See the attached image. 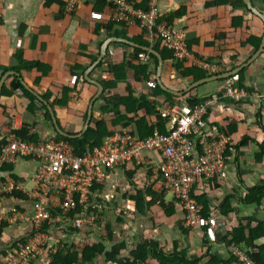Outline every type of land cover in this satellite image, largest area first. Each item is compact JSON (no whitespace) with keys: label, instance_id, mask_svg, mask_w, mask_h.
Here are the masks:
<instances>
[{"label":"crops","instance_id":"obj_1","mask_svg":"<svg viewBox=\"0 0 264 264\" xmlns=\"http://www.w3.org/2000/svg\"><path fill=\"white\" fill-rule=\"evenodd\" d=\"M60 1L0 0V81L5 74H7L5 82L10 76L15 75L8 73L14 71L11 67L18 64L16 52L22 51L25 59L38 60L48 66V70L44 73L42 69L36 68L23 72V79L30 86L35 78L40 76L39 86L44 90L50 89L53 92V98L62 96L63 86H76L78 94L75 95L73 91H70L67 105L52 107L58 124L64 130L70 134L80 133L86 122L84 119L86 113L88 115L90 103L95 99L93 115L106 119L109 128L116 134L122 130L123 126L113 124L114 114L100 111L101 106L106 103V96L118 93L126 97L129 91H132L134 96L140 97L149 91L150 81L135 80L132 78L133 70L126 68L128 78L119 80L112 89L106 87V82L114 78L109 62H105L106 57L108 56L113 63H119L125 59V54L133 52L132 48L126 42H123L126 45H121L117 43L118 41H114L110 30L103 25L111 18L112 11L107 5L97 9L94 0H83L74 12H66L65 3L63 0ZM243 1L246 4V1ZM158 2L160 18L167 22L171 21L186 31V41L195 60L213 59L215 60L213 62L222 67L223 73L242 67L256 51L251 44L243 45L242 43L251 35L264 32V21L247 4L245 6L239 3L233 4L231 0H159ZM251 2L254 7L264 13L263 0H251ZM129 32L130 35L142 33L138 25H131ZM105 44L109 45L106 55H102L101 50ZM124 50H127V53H123ZM145 53L150 61L149 70H154L153 60L147 52ZM176 60L182 61L185 67L192 65L199 67L193 58L185 59L177 56L175 60H164L159 74L158 67L156 71H152L155 73L156 82L162 89L172 93L175 98L174 103L164 106L166 109L172 108L174 112L176 110L180 112L183 108H187L186 99L191 93L199 97L210 95L216 99L208 109L206 117L212 135H218L217 132L221 127L226 128L229 124L235 123L236 140L250 136L259 143L264 142V52L234 75L239 77L240 71L245 70L244 84L252 89V91L246 89L249 95L240 102L231 100L224 93L225 80L222 79H207L196 86H191L196 82L193 76H182L175 67H172V63ZM137 61L141 63L140 59ZM72 65L80 66L75 72L81 76L70 75ZM16 75L20 76L18 72ZM96 82L103 87L102 91ZM99 92L101 94L97 97ZM147 99L158 100L157 103L166 100L163 94L155 97L147 94ZM28 104L29 100L17 91L11 96L2 95L0 92V129L3 130V126L11 122H15L16 127L19 128L34 122L33 124H36L34 133H38L43 138L50 136L52 127L44 120L40 105L36 104V115H34L28 110ZM121 111L122 114L127 113L125 107ZM133 113L130 111L126 117L133 116ZM138 114L146 116L150 122L155 120L154 115H148L145 109H141ZM167 117L170 119L168 128L172 118ZM232 141V143L235 142V140ZM257 155L262 156L261 161H258ZM163 159L159 152L143 151L139 158L134 157L117 171H110L105 182L94 189L95 194L91 201L88 198L82 200V203H99L97 215L101 217L102 223L92 226L95 233L91 236L104 237L103 242L110 248L111 242L107 240L108 230L104 225L111 221L115 242L126 243V254H130V250L135 249L138 241L143 237L152 238L171 250L173 241L177 240L179 247L186 249L191 258L199 257L208 246H212V249L216 247V250L223 254L224 249L220 244L222 243L221 233L225 232L226 224L232 227L235 226L234 224L237 225V220L226 221L217 211L218 229L209 232L216 233L217 238L214 241L212 234H209L210 241L205 245V234L200 229L202 227L192 229L189 233H183L180 229L179 224H184L183 212L173 194L170 193L171 197H169V192L164 193L158 202H153L152 195L146 194L143 203L145 208L142 212L137 211V203L131 198L136 190L139 189L145 193L144 190L151 186L152 189L161 193L160 178L158 174L156 175L155 168ZM13 164V169L6 171V175L17 174L21 182L26 186L28 184L30 188L33 185L31 178L37 162L32 159L18 158ZM128 171H135L132 181L127 176ZM216 179L217 186L209 191V194L215 197L213 205L219 203L225 195L233 194L235 196L232 203L238 208L241 218L253 217L264 220V203L257 205L242 200L246 188L253 187L264 180V146L260 148L255 142L250 141L238 152L234 151L227 156L223 175ZM200 188L209 190V181L196 185L195 194L203 192ZM95 197L98 199L94 202ZM169 203H176L177 207L176 213L171 216H167L163 209V204ZM170 208V206L167 207V209ZM118 216L120 220H117ZM20 219L23 218L20 216ZM256 224L257 221L254 220V225ZM17 232V228L7 227L3 238H11ZM258 242L263 243L264 237ZM151 263L153 264L154 261L152 260Z\"/></svg>","mask_w":264,"mask_h":264},{"label":"trees","instance_id":"obj_2","mask_svg":"<svg viewBox=\"0 0 264 264\" xmlns=\"http://www.w3.org/2000/svg\"><path fill=\"white\" fill-rule=\"evenodd\" d=\"M60 1V0H58ZM90 1V0H89ZM95 8H101L102 5H107L105 0H94ZM134 2V6L137 8L147 9V0H132ZM61 2V1H60ZM65 3L66 1L63 0ZM62 2V3H63ZM233 4L239 3L241 5H246L243 0H231ZM264 3V0H263ZM65 6V5H64ZM171 19V18H169ZM103 23V22H101ZM171 23V21L169 22ZM103 25L110 30V32L117 37L127 38L136 43H139L141 46H151L154 50L159 52L164 60H175L174 50L168 48L164 45L160 40H156L154 43L149 42V33L146 30H142V33L139 35H130L129 29L130 27L126 24L120 23L117 24L112 20L106 21ZM101 26V24H100ZM264 32L259 35H251L243 45L251 44L254 48V51L258 49L262 36ZM224 35V34H222ZM121 45H126L123 42H117ZM86 47V46H85ZM132 48V53H127V50H124L127 54H125V59L120 61L119 63H113L110 58L107 56L105 62H109L110 70L113 73L112 79L106 82V87L112 89L117 84L119 80H123L128 78V75L125 72L126 68L132 69L133 76L137 81H151L152 79L156 81L155 73L152 71H156L159 58L153 52H148L141 47L130 46ZM253 51V52H254ZM147 52L150 56V59L153 60L154 70H149V62L150 61H141L140 53ZM16 57L18 60V64L11 67V70L17 71L21 77H23L24 71H31L34 68L42 69L43 73L48 70V66L42 64L40 61H30L24 58L22 51L16 52ZM95 57H93L94 59ZM135 60H131V59ZM140 59L141 63H138L137 60ZM209 61H215L213 59H208ZM137 61V62H136ZM152 65V66H153ZM79 65L71 66L70 75L79 77L81 76L79 73L75 72L76 69H79ZM172 67H175L176 70L179 71L180 75L188 76L192 75L193 80L197 81L204 77H208L210 74L208 71L201 69L195 65L190 67H185L184 63L180 60H176L172 63ZM153 76V78H152ZM152 78V79H151ZM225 80V79H222ZM40 76H37L35 80L32 82L31 87L41 96L47 100L50 105L55 108V106H65L69 102V92L73 91L75 95L78 94L76 86L73 85L71 87H62V96L54 97L53 92L50 89L44 90L39 85ZM245 70L240 71L238 80L236 85L240 88H244L252 91V89L248 88L245 84ZM129 86V85H128ZM18 88L23 89L24 96L29 100L28 110H30L34 115H36V104L38 102L41 103L42 115L44 116V120H46L50 126L52 127L51 137L55 140H66L73 147L74 152L77 155H85L92 153L95 148L100 147L104 141L115 133L114 130H111L108 126L106 119L102 117L94 116L92 114V119L90 122V126L88 130L81 136L77 138H71L64 136L57 132L51 113L47 108L45 102L39 100V98L27 90L25 86L22 84L19 76L12 75L7 80L2 88V95L11 96L13 92H15ZM131 89V87H129ZM129 95L122 96L118 93L109 94L106 96V103L101 106L100 111L103 113H111L115 115V119L112 120L114 125L121 124L123 128L128 129L132 135H138L139 138L144 139L150 136L154 129L157 128L162 133H168L175 126L173 120L171 119L170 126L167 128V124L170 119L167 116H164L160 110L157 109L158 106H167L168 104L174 103L173 94L162 89V87L156 82L155 87L149 86V91L147 93H143L140 97H136L133 95L132 91H129ZM147 94L152 96H159L163 94L166 100H162L159 103L155 100L147 99ZM210 96V95H209ZM209 96L199 97L196 94L191 93L187 96V106L195 107L197 104L206 100ZM3 108H6L2 105ZM126 108L127 113L122 114V108ZM141 109H145L148 115L153 114L155 120L150 122L146 116H140L138 112ZM134 112L133 116L126 117V115L130 112ZM5 115L8 116L7 112ZM87 113L84 121H86ZM207 117V114H206ZM26 124L23 125L20 129L15 130V134L22 139H29L36 142H41L44 140L42 136L38 133H34L36 124ZM174 125V126H173ZM173 126V127H172ZM4 129H8L10 127L9 123L3 126ZM237 126L235 123L229 124L226 128H220L217 134H224L229 136V143L226 145L225 156L231 155L234 151L238 152L242 147L247 146L250 141L255 142L260 148L264 146V142L259 143L255 139L250 136L241 137V139L236 140L235 132ZM215 135L214 137H216ZM235 140L234 143H232ZM6 143V138L0 139V153L2 150V145ZM200 151L201 148H198ZM258 161H261L262 156L257 155ZM13 163L5 164L1 171H11L13 169ZM121 167V166H120ZM122 168V167H121ZM151 171V170H150ZM135 171H128L127 176L132 181L134 177ZM9 178L13 179L15 183L21 181L20 177L17 174L10 173ZM161 178V177H159ZM6 179V177L4 178ZM161 181V180H160ZM217 179H211L209 181V190L203 189V192L200 194H195L192 192L193 197L203 205L202 207V216H209L210 210L213 208L215 211H218L222 214V218L224 217L227 220H237L238 224H234L235 226H229L226 224L225 232L222 234V243L221 246L224 249V253H219V250H216V247L212 249V246H208L207 250L204 251L199 257L191 258L189 257L186 249L180 248L177 240L173 241V249H167L166 245H161L158 241H154L152 238H144L138 241L135 249L130 250V254H126V243L123 242H115L114 232L112 230L111 221L105 223L104 227L107 228V240L111 242L110 248L106 247L104 241V237L91 236L94 232L92 226L94 224L100 225L102 223L101 217L97 215L99 213V203H82L79 200L76 205L68 211L71 217H75V215L86 217V221L81 226H74L71 221H68L63 217L62 219H57V214L62 213V209L58 207L55 210L51 209L52 218L50 221L45 222L42 226L37 228L34 222L25 221L22 226L16 227L18 232L15 236L11 238H3V233L5 228L12 227L9 225V222L6 219H3L0 222V257L7 256L14 249L21 250L25 244L29 241L31 237H33L37 231L47 232L51 234L53 237H56L60 240L58 245H55L53 240L49 242L47 246V252L45 256L51 257L50 264H152L153 260L156 264H242L239 262L238 257H236L232 252L227 251V247L230 244H237L242 249L246 251V253L252 258L255 264H264V242L259 243L258 241L264 237V220L256 219L253 217H240V213L236 205L232 203V199L235 195L228 194L223 197L222 200H219V203H214V196L209 194L211 188L216 187ZM162 186V181L160 182ZM99 184H95L92 189H95ZM160 186V187H161ZM195 189V187H194ZM145 193L141 190H136L135 195H132L137 203V211L142 212V209L145 208L144 199L146 194L152 195V201L158 202L161 196L166 193L165 189L161 187V193L152 189V187H148L147 190H144ZM94 192V191H93ZM95 192L88 195V199H92ZM11 195L17 199L12 207H14L17 211H23L24 206H21V201H30L27 195L23 194L18 189H14L11 192ZM96 196V195H95ZM98 199V197L94 198V202ZM176 201L179 200L176 198ZM247 203H254L257 205H262L264 203V180L260 181L258 184L253 187L246 188V193L242 197ZM88 204V206H87ZM95 204V206H93ZM31 204L27 205L29 208ZM164 210L167 216H171L176 213V203L163 204ZM170 206V209L167 207ZM29 214L32 216V211L29 209ZM220 215V214H219ZM121 218L118 216L117 220ZM254 220L257 221V224L254 225ZM23 219H20L16 225H19ZM180 229L183 233H189L193 228L185 227V225L179 224ZM203 230L204 235V243L207 245L210 241V235L212 234V238L214 241L216 240V233L213 232L208 226H204L201 228ZM90 236V237H89ZM210 237V238H209ZM218 243V242H217ZM55 248V251L52 250ZM153 263V264H154ZM34 264V263H31Z\"/></svg>","mask_w":264,"mask_h":264},{"label":"built area","instance_id":"obj_3","mask_svg":"<svg viewBox=\"0 0 264 264\" xmlns=\"http://www.w3.org/2000/svg\"><path fill=\"white\" fill-rule=\"evenodd\" d=\"M65 11L74 12L82 0H65ZM111 9V18L116 22L138 25L141 30H147L152 37L160 40L174 54L180 58H194L186 43V31L173 23L160 18L159 0H147V9L137 8L132 0H105ZM143 61L149 59L146 53H140ZM198 65L209 71H216V64L194 60ZM235 77L226 80L225 94L235 101L248 95V91L235 86ZM156 86L154 80L149 82ZM19 93H22L20 90ZM264 96V95H263ZM215 98H207L195 107L183 108L174 112L158 106L163 115L170 116L175 127L168 133L155 130L152 135L141 139L123 130L107 138L92 153L77 155L73 147L64 141L46 140L35 142L22 139L12 130L1 131L0 138H6L0 153V222L6 219L14 223L19 217L25 221L34 222L39 228L52 218V206L62 207V214L74 226H81L86 217H71L68 213L77 201L76 194H81L80 202L86 198V191L95 183H103L111 170L117 171L119 165L132 158H139L143 151L154 150L161 153L163 161L155 168L156 175H162L163 188L172 192L180 199L185 209V227H201L210 225L217 228V217L213 214L202 216V205L192 195L194 187L201 182L221 177L226 168V145L229 137L219 134L216 137L209 131L206 114L215 102ZM13 123V128L16 127ZM201 148L198 151V148ZM30 157L37 162L33 171V185L26 188L22 182L15 183L6 178L1 171L5 164L14 163L18 158ZM14 189L25 193L34 200L29 207L25 205L23 211H17L11 205L14 197L10 196ZM64 189V199L58 195ZM203 190V188H200ZM14 206V205H13ZM59 216V215H57ZM59 218V217H58ZM52 235L40 231L29 239L21 250L14 249L7 256L0 257V264H31L39 258ZM58 244L59 240L54 239ZM55 251V248L52 250ZM227 251L238 257L242 264H255L252 258L237 244H230ZM40 264H50V257L37 260Z\"/></svg>","mask_w":264,"mask_h":264},{"label":"water","instance_id":"obj_4","mask_svg":"<svg viewBox=\"0 0 264 264\" xmlns=\"http://www.w3.org/2000/svg\"><path fill=\"white\" fill-rule=\"evenodd\" d=\"M245 1H246V4L248 5V7L264 21V13H262L258 8L254 7L252 5L251 0H245ZM112 38L114 39V41H125V42L130 43V44H132L134 46L141 47L143 49H146L148 51L156 53L158 58H159L158 74L161 72L164 60H163V57H162V55L160 53L154 51V49H152L151 47L141 46V45H139L137 43H134V42H132V41H130L128 39L118 38V37H112ZM108 45L109 44L103 45L102 50H101L102 55H106V52H107L106 49H107ZM263 52H264V34L262 36V40H261V43H260L258 49L254 52V54L250 57V59L248 61H246L242 65V67L234 69L231 72H227V73L225 72V73H222V74L209 76L207 78L200 79V80L196 81L194 84H192L191 86H193V85L196 86L197 84H199V83H201V82H203V81H205L207 79L216 80V79L226 78V77H229L231 75H234V74H236L237 71L241 70L244 66L249 65L252 62H254ZM8 74H16V72L15 71H9ZM6 78H7V74H5L3 76V78L1 79V81H0V92L2 91V87H3L4 83H5ZM20 79H21L22 84L25 86L26 89H28L30 92L35 94L40 100L44 101L48 105V108L50 109L51 114L53 116V122H54L55 128H56L58 133H60L62 135H65V136H68V137H71V138H77V137H81L88 130V128L90 126L91 119H92L93 106H94L95 99H93V101L90 103V106H89V109H88V116H87L86 122H85V124L83 126V129L78 134H70L67 131L63 130L59 126L52 106L45 101L44 97L41 96L40 94H38L36 91H34L33 88L30 86V84H28L23 78H20ZM158 80H160V76L159 75H158ZM96 83L98 84V86L100 87V89L102 91L103 87L98 82H96ZM169 91H171V90H169ZM100 94H101V92L98 93L97 97L100 96Z\"/></svg>","mask_w":264,"mask_h":264},{"label":"clouds","instance_id":"obj_5","mask_svg":"<svg viewBox=\"0 0 264 264\" xmlns=\"http://www.w3.org/2000/svg\"><path fill=\"white\" fill-rule=\"evenodd\" d=\"M83 1V0H82ZM108 6V5H107ZM110 20H112V21H114L115 23H116V26H118L117 24H120V23H123V24H126L125 22H116L115 20H113L112 18H110ZM127 26H129V27H131V25H129V24H126ZM135 25V24H134ZM142 31V30H141ZM147 31V30H146ZM149 33V32H148ZM112 37H117V36H114L113 34H112ZM111 37V38H112ZM118 38H120V37H118ZM124 39H127V38H124ZM128 40H130V39H128ZM156 40H158L157 38H155V37H152V35L149 33V42H151V43H154ZM130 41H132V40H130ZM118 42H125V41H118ZM132 42H134V41H132ZM127 43V42H126ZM134 43H136V42H134ZM186 43H187V41H186ZM127 44H129L130 46H134V45H132V44H130V43H127ZM137 44H139V43H137ZM140 45V44H139ZM137 47V46H136ZM147 47H151V46H147ZM187 47H188V44H187ZM131 48V47H130ZM188 49H189V47H188ZM145 50V49H144ZM190 50V49H189ZM191 51V50H190ZM142 53H145V52H142ZM159 53V52H158ZM175 57H177L176 55H175ZM186 59V58H185ZM194 59V58H193ZM196 59V58H195ZM148 61V60H147ZM200 61H207V62H210V63H213V64H216L217 66H218V69L216 70V71H209V70H207V69H205V68H203L202 66H200L199 65V68H201V69H204V70H206V71H208L210 74H213V75H210V76H214V75H218V74H222L223 73V69H222V67L218 64V63H216V62H213V61H209L208 59H205V60H200ZM198 65V64H197ZM15 71V70H14ZM15 72H17V71H15ZM16 75V74H15ZM235 75V74H234ZM234 75H231V76H229V77H226V78H220V79H225V83H226V80H228L229 78H231V77H235V86L236 87H238L237 85H236V82H237V80H238V77H237V75L236 76H234ZM18 76V75H17ZM209 77V76H208ZM19 78H23V77H21V76H19ZM21 80V79H20ZM217 80V79H216ZM155 81V80H154ZM156 82V81H155ZM6 83V82H5ZM4 83V84H5ZM4 86V85H3ZM3 88V87H2ZM238 88H240V87H238ZM241 89H244V88H241ZM22 91V93H19V91ZM28 90V89H27ZM34 90V89H33ZM246 90V89H245ZM19 94H21V95H24V91H23V89H21V88H18L17 90H16ZM35 91V90H34ZM2 92V91H1ZM224 93H225V91H224ZM248 95H249V93H248ZM247 95V96H248ZM246 97V96H245ZM208 98H211V96H209ZM231 98V97H230ZM244 98V97H243ZM242 98V99H243ZM241 99V100H242ZM40 100V99H39ZM231 100H233L232 98H231ZM241 100H239V101H235V100H233V101H235V102H240ZM40 101H42V100H40ZM43 102V101H42ZM37 104H39L40 105V107H41V103L40 102H38ZM214 104V103H213ZM161 106V105H160ZM188 107V106H187ZM93 114V113H92ZM206 118V117H205ZM173 120V119H172ZM58 122V121H57ZM173 122H174V120H173ZM13 123L14 122H11V123H9V125H10V127L8 128V129H3V130H1V131H8V130H12L13 132L15 131V130H18V129H20V128H16V129H14L13 128ZM174 124H175V122H174ZM60 126V125H59ZM174 126V125H173ZM172 126V127H173ZM176 126V125H175ZM174 126V127H175ZM61 127V126H60ZM173 127V128H174ZM63 130H64V128L63 127H61ZM172 128V129H173ZM123 130H128V129H122L121 131H123ZM155 130H158L157 128H155L154 129V131ZM66 131V130H65ZM120 131V132H121ZM129 131V130H128ZM153 131V132H154ZM159 131V130H158ZM130 132V131H129ZM160 132V131H159ZM15 133V132H14ZM69 133V132H68ZM160 133H162V132H160ZM52 134V133H51ZM51 134H50V136H48V137H45L44 138V140L43 141H46V140H53V141H64V142H66V143H69L68 141H66V140H55V139H53L52 137H51ZM153 134V133H152ZM151 134V135H152ZM113 135H115V134H113ZM219 135V134H218ZM65 136V135H64ZM112 136V135H111ZM138 136V135H137ZM68 137V136H67ZM139 137V136H138ZM229 137V136H228ZM0 139H2V138H0ZM29 140V139H28ZM107 140V139H106ZM105 140V141H106ZM230 140V139H229ZM43 141H41V142H43ZM104 141V142H105ZM36 142V141H35ZM38 143H40V142H38ZM229 143V142H228ZM70 144V143H69ZM71 145V144H70ZM72 146V145H71ZM73 147V146H72ZM73 149H74V147H73ZM76 154V153H75ZM161 154V153H160ZM22 159H24V160H26V159H32V158H30V157H27V158H22ZM133 159V158H132ZM132 159H130V160H132ZM33 160V159H32ZM130 160H128V161H130ZM128 161H125L123 164H126ZM123 164H121V165H119V168H121V167H123ZM121 166V167H120ZM226 169V168H225ZM112 171V170H111ZM3 175H4V177H6V178H9V176H7L6 175V172H4L3 173ZM158 175H159V177H161L160 178V180L162 181V183H163V179H162V175H160L159 173H158ZM214 179V178H213ZM160 181V182H161ZM210 181V180H209ZM19 182H21V181H19ZM105 182V181H104ZM103 182V183H104ZM95 184H102V183H95ZM94 184V185H95ZM94 185H92L91 187H89V189L86 191L87 193H86V198L85 199H87L88 198V195L89 194H93L94 192V189H92V187L94 186ZM25 187L26 188H28V186H26L25 185ZM162 188H163V184H162V186H161ZM164 189V188H163ZM165 191L166 192H169V193H171V194H173L172 192H170V191H167L166 189H165ZM202 191H204V190H202ZM22 192V191H21ZM193 193H195L194 192V190H193ZM23 194H25V193H23ZM26 195V194H25ZM174 195V194H173ZM10 196H12V195H10ZM80 196H81V194H76L75 195V198H76V200L78 201H80ZM175 196V195H174ZM14 197V196H13ZM58 197L60 198V200L61 201H63V199H64V189L61 191V193L58 195ZM175 198H177L176 196H175ZM14 199H15V197H14ZM30 199V198H29ZM178 200H179V204H180V206H181V209H182V212H183V218H184V223H185V209L183 208V206H182V204H181V201H180V199L179 198H177ZM196 200V199H195ZM33 201L34 200H30V201H21V206H27V205H29V204H31L30 206H32L33 205ZM197 201V200H196ZM15 202H17V199H15L14 200V203ZM198 202V201H197ZM199 203V202H198ZM200 205H202L201 203H199ZM203 206V205H202ZM58 207H60L59 205L58 206H52V210H55V209H57ZM61 209H62V207H60ZM62 212H63V210H62ZM213 212H214V214L216 215V217H217V211H215V209L213 208L211 211H210V214H209V216L210 215H212L213 214ZM212 213V214H211ZM57 215H59V216H57V219H62L64 216H63V214L61 213H59V214H57ZM59 217V218H58ZM206 217V216H205ZM208 217V216H207ZM17 222H19V220L18 221H16V222H14V223H11V222H9V225H12V227L13 228H16V227H20V226H22V224L25 222V221H23V222H20V224L19 225H16V223ZM185 225V224H184ZM218 219H217V228H216V230L218 229ZM206 226H208L210 229H212L211 227H210V225H206ZM201 227H204V226H201ZM193 228V227H192ZM197 228H200V227H197ZM193 229H195V228H193ZM201 229V228H200ZM215 229V228H214ZM214 229H212V230H214ZM215 231V230H214ZM40 233H41V231H40ZM43 233H47V232H43ZM47 234H49V233H47ZM51 235V234H50ZM53 237V236H52ZM56 237H53L52 239H53V242L55 243V239ZM56 239H58V238H56ZM59 240V239H58ZM59 242H60V240H59ZM49 243V242H48ZM55 245H58V244H56L55 243ZM47 246H45V248H44V251L41 253V255L39 256V258L38 259H36V261L35 262H33L34 264H40L37 260H39L40 258H42V257H50V256H45L46 255V252H47ZM52 252H54V251H52ZM51 258V257H50ZM51 262V261H50Z\"/></svg>","mask_w":264,"mask_h":264},{"label":"rangeland","instance_id":"obj_6","mask_svg":"<svg viewBox=\"0 0 264 264\" xmlns=\"http://www.w3.org/2000/svg\"><path fill=\"white\" fill-rule=\"evenodd\" d=\"M230 138V137H229ZM27 186H28V184H27ZM168 195H169V197H171V194L170 193H168Z\"/></svg>","mask_w":264,"mask_h":264}]
</instances>
